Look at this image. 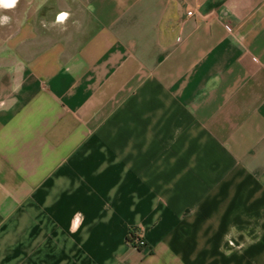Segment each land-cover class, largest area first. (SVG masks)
<instances>
[{"label": "crops", "instance_id": "crops-1", "mask_svg": "<svg viewBox=\"0 0 264 264\" xmlns=\"http://www.w3.org/2000/svg\"><path fill=\"white\" fill-rule=\"evenodd\" d=\"M4 16L0 264H264V0Z\"/></svg>", "mask_w": 264, "mask_h": 264}, {"label": "trees", "instance_id": "trees-1", "mask_svg": "<svg viewBox=\"0 0 264 264\" xmlns=\"http://www.w3.org/2000/svg\"><path fill=\"white\" fill-rule=\"evenodd\" d=\"M139 230L136 229V228H131L129 233H128V236L126 238V241L127 243L132 246L133 248H136V249H141L143 248L144 246H138L135 241H139V240H142L139 236Z\"/></svg>", "mask_w": 264, "mask_h": 264}, {"label": "clouds", "instance_id": "clouds-1", "mask_svg": "<svg viewBox=\"0 0 264 264\" xmlns=\"http://www.w3.org/2000/svg\"><path fill=\"white\" fill-rule=\"evenodd\" d=\"M16 0H0V7L3 8H12L15 6ZM8 17H0V23H7L8 22Z\"/></svg>", "mask_w": 264, "mask_h": 264}, {"label": "built area", "instance_id": "built-area-1", "mask_svg": "<svg viewBox=\"0 0 264 264\" xmlns=\"http://www.w3.org/2000/svg\"><path fill=\"white\" fill-rule=\"evenodd\" d=\"M187 15L188 16H191L192 15V12L191 11H188L187 12ZM135 243L138 245V246H145V243H144V241L143 240H139V241H135Z\"/></svg>", "mask_w": 264, "mask_h": 264}]
</instances>
